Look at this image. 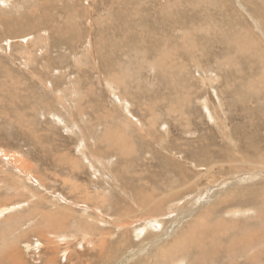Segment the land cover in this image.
<instances>
[{"label": "rangeland", "instance_id": "1", "mask_svg": "<svg viewBox=\"0 0 264 264\" xmlns=\"http://www.w3.org/2000/svg\"><path fill=\"white\" fill-rule=\"evenodd\" d=\"M0 73V264H264V0H0Z\"/></svg>", "mask_w": 264, "mask_h": 264}, {"label": "bare ground", "instance_id": "2", "mask_svg": "<svg viewBox=\"0 0 264 264\" xmlns=\"http://www.w3.org/2000/svg\"><path fill=\"white\" fill-rule=\"evenodd\" d=\"M22 19V18H21ZM57 25V24H56ZM8 27V26H7ZM11 27V26H10ZM40 28V27H39ZM36 30V29H35ZM67 36V35H66ZM156 47H158V46H156ZM27 52V51H26ZM30 52V51H29ZM25 55V54H24ZM255 56V55H254ZM256 57V56H255ZM31 58V57H30ZM157 60V59H156ZM157 63V62H156ZM163 64V63H162ZM167 64V63H166ZM158 65V64H157ZM160 65V64H159ZM163 66V65H162ZM165 66V65H164ZM1 74V73H0ZM1 90V89H0ZM258 94H259V92H258ZM256 99V96H254V97H251V98H249L248 100H246V101H244L245 103H252V104H256L257 103V101L255 100ZM262 101V100H261ZM129 104V103H128ZM257 106V105H256ZM264 107V106H263ZM256 109H257V116H260L261 118H263V119H260V122L262 123V127L261 128H264V109H262L261 107H259V106H257L256 107ZM252 114H253V116H254V112H252ZM131 115V114H130ZM221 115L222 114H220V117H221ZM128 118V117H127ZM130 119V118H129ZM239 139H240V137H238ZM241 140V139H240ZM247 141V140H246ZM241 142H242V140H241ZM248 142H250V141H248ZM250 143H252V142H250ZM239 144V143H238ZM253 144V146H250V147H253V150L255 151V153L256 152H261L262 151V149L260 148L261 146H258L257 144H255L254 142L252 143ZM240 146L241 145H239V151H237V153H241L242 154V152H241V150H240ZM233 147H235V146H233ZM236 148V147H235ZM234 148V150H236ZM236 153V154H237ZM234 154V153H233ZM231 157V156H230ZM234 159V158H233ZM236 160V159H235ZM235 160H233V161H235ZM245 163H247V162H245ZM204 172H207V169L205 168L204 169ZM247 178V177H246ZM247 189V188H246ZM245 189V190H246ZM254 189V188H253ZM264 192V191H263ZM238 193V192H237ZM236 193V194H237ZM254 193V192H253ZM259 193V192H258ZM255 194V193H254ZM259 195V194H258ZM163 196H165V195H163ZM254 196V195H253ZM240 197V196H239ZM257 197V196H256ZM256 197H255V199H256ZM162 199H163V197H162ZM250 199V198H249ZM264 199V198H263ZM160 200V199H159ZM235 201V200H234ZM250 201V200H249ZM257 201V200H256ZM158 202H160V201H158ZM252 202H254V201H252ZM154 206V207H153ZM214 206V205H213ZM213 206L211 207V208H213ZM177 206H175V204L173 203L172 204V206H170V208H168V211H166L165 209V211L166 212H163L162 214H159V213H156L155 214V209H156V206L154 205V204H152V203H149V204H146V206H144V207H142L141 208V210H143L144 212L142 213V216H145L147 213H149V216H147V218H149L148 219V221L146 222V225H144V229H140L139 231H138V234H139V236H143L142 234L144 233V231L146 230V229H150V228H156V227H158L159 229H160V227L164 224V222H166V218H167V216H169L168 214H171L172 213V211H169V210H172L173 208H176ZM159 208V207H158ZM166 208V207H165ZM217 208V207H216ZM8 209V208H7ZM6 209V210H7ZM8 210H10V209H8ZM6 212H8V211H6ZM174 212V211H173ZM4 213V210L2 211V210H0V215H2ZM123 216V215H122ZM146 217V216H145ZM173 218V217H172ZM199 218V217H198ZM177 219V218H176ZM201 219V218H200ZM199 220V219H198ZM1 221V220H0ZM200 221H202V220H200ZM224 224V223H223ZM130 225V223L128 224L127 222L126 223H124V226H129ZM198 226V225H197ZM196 226V227H197ZM220 227H222V226H220ZM227 227V226H226ZM192 227H190L189 229H191ZM157 229V228H156ZM158 229V230H159ZM181 229V228H180ZM193 229V228H192ZM188 230V229H187ZM80 231V230H79ZM193 232H194V230H193ZM83 233V232H82ZM151 233V232H150ZM154 233V232H153ZM195 234H197L196 232H194ZM193 233V235L195 236V234ZM148 234V233H147ZM191 235H192V233H190ZM86 235V234H85ZM157 235V234H156ZM62 236V235H61ZM60 236V237H61ZM87 236V235H86ZM251 236V235H250ZM249 236V237H250ZM66 238H67V236H65ZM64 237V238H65ZM87 237H91V236H87ZM193 237V236H192ZM63 238V237H62ZM66 238H65V240H66ZM93 238V237H92ZM87 239V238H86ZM90 239V238H89ZM88 239V240H89ZM187 239H189V238H187ZM195 239V241H196V238H194ZM91 240V239H90ZM69 241V240H68ZM198 241V240H197ZM196 241V242H197ZM67 242V241H66ZM188 242V241H187ZM190 242H191V240H190ZM199 242V241H198ZM201 243V242H200ZM181 244V243H180ZM189 244V243H188ZM194 245H195V242L193 243ZM185 245V244H184ZM198 245H199V243H198ZM197 245V243H196V245L195 246H198ZM202 245V244H201ZM170 246V245H169ZM177 246V245H176ZM162 247V246H161ZM164 247V246H163ZM199 247H200V245H199ZM173 248V247H172ZM161 250H162V248H160ZM176 249V248H175ZM167 250V249H166ZM169 250H171L170 248H169ZM177 250V249H176ZM163 251H165V250H163ZM178 251V250H177ZM176 251V252H177ZM202 251V250H201ZM159 252V251H158ZM166 252V251H165ZM168 252V251H167ZM171 253H172V251H170ZM198 253V252H197ZM166 254V253H165ZM175 254H177V253H175L174 252V255ZM164 255V253H160L159 252V254H154V257H155V261L156 262H158V261H160V258H162V257H164L163 256ZM201 255H203V253L201 254ZM206 255V254H205ZM167 256V255H166ZM169 256V255H168ZM170 256H171V254H170ZM196 256H198V255H196ZM204 256V255H203ZM194 257H195V255H194ZM205 257V256H204ZM203 257V258H204ZM198 258H199V256H198ZM201 258V257H200ZM202 258V259H203ZM196 259V258H195ZM209 259V258H208ZM198 260V259H197ZM201 261H203V260H201ZM200 262V261H199ZM204 262H206V261H204ZM144 263V262H143ZM201 263H203V262H201ZM209 263V262H208ZM200 264V263H199Z\"/></svg>", "mask_w": 264, "mask_h": 264}]
</instances>
